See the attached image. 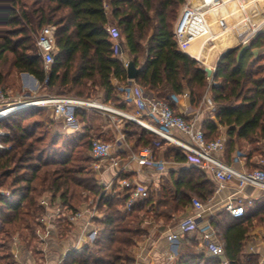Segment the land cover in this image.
<instances>
[{
    "label": "trees",
    "instance_id": "obj_1",
    "mask_svg": "<svg viewBox=\"0 0 264 264\" xmlns=\"http://www.w3.org/2000/svg\"><path fill=\"white\" fill-rule=\"evenodd\" d=\"M184 1L0 0V89L8 87L13 72L24 73L56 97L98 98L103 104L123 108L119 93L129 81L106 31L113 27L138 70L135 85L168 103L176 113L172 97L187 91L193 111L208 94L212 112L200 124L205 141L223 135L224 162L230 165L237 151L249 165L252 157L264 153V33L245 47L223 51L207 77L194 58L178 49L173 34ZM45 26L54 27L56 49L47 71L35 45L37 33ZM46 109L31 106L0 119V130L7 132L0 141L9 146L0 150V264H13L9 252L13 234L18 233L27 241L25 246L38 255L35 228L41 225L37 219L49 209L75 212L89 198L96 203L97 215L91 223L98 230L93 241L70 251L63 264H136L128 252L147 236L152 225L161 222L165 227L189 206L191 198L205 205L212 196L213 183L200 168L187 164L188 156L181 148L125 120L121 133L131 152L149 148L155 159L180 164L160 177L144 202L125 210L126 192H105L98 183L94 160L79 150L83 146L90 149L94 139L87 130L92 117L77 108L74 115L83 130L52 134L43 122ZM163 146L169 156L158 153ZM119 177L132 179L123 172ZM43 194H48L47 205L38 203ZM261 199L259 205L244 207L239 218L224 209L207 217L228 264H256V257L245 253L244 246L247 233L264 224V197ZM58 221L65 230L71 229L64 217ZM180 237L178 257L169 264H221L219 258L203 252L199 240L188 237L187 231Z\"/></svg>",
    "mask_w": 264,
    "mask_h": 264
},
{
    "label": "built area",
    "instance_id": "obj_2",
    "mask_svg": "<svg viewBox=\"0 0 264 264\" xmlns=\"http://www.w3.org/2000/svg\"><path fill=\"white\" fill-rule=\"evenodd\" d=\"M188 1L189 0H186V2L184 1L182 12L173 27V34L176 37V40L181 42H183L186 32L197 18L200 20L204 17V14L213 11L222 3L219 0H201L202 3L194 6ZM246 19L248 21L245 19L243 21H246L248 26L240 27L238 29L239 32L237 33L238 38L241 36V44L243 45L247 44L258 30L257 25L251 24L249 17H246ZM106 31L112 37L114 42L118 40L117 32L113 27H107ZM53 33V26H45L40 29L35 37L37 55L40 56L45 71H47L51 66L53 62V55L56 50ZM114 51L117 55H120L122 52V45L120 43H115ZM127 64L128 63L125 62L124 66L127 67ZM138 96V107L145 112V115L148 117V121L136 118L125 112L95 101L49 97L44 100L37 101V103H39L38 105L48 107L54 120L65 123L66 126L75 131L78 129V122L74 115V110L80 107L93 108L117 115L126 120H130L140 125L147 131L157 135L167 143L181 148L188 156L187 164L196 166L204 173L210 174L217 182L219 186L218 190H220L225 183L234 182L238 188L250 186L264 192V169L256 168L247 171L231 167L221 158L225 145L223 138H217L210 142H206L203 131L200 128L195 127L194 120H189L185 117L186 111H181L179 113L174 112L168 103L152 98L141 88L138 89ZM171 101L177 105L178 98L172 97ZM32 103L35 102H31L30 104ZM207 103L211 105L210 100H207ZM8 104L9 103H7L4 92L0 89V113L4 112L3 110L8 109L6 107ZM213 118L214 117H212V119ZM6 134L7 133L5 131L0 130V138ZM180 134L185 136V140L180 136L178 137ZM120 138L124 139V135H120ZM5 148L7 147L0 141V150ZM112 154L113 147L111 144L103 142L99 139H93L91 141L89 155L94 160L93 168L97 172L103 162L108 160L113 161ZM128 160L129 162H135L138 166L151 167L160 174L165 171L167 164L164 160L155 159L149 148H143L137 153H131ZM114 165H117V162H113V166ZM123 170H127V164L119 167V172ZM113 181L117 184V189L113 190L112 186L114 183H110L108 186H104V190L108 193H119L125 191L127 198L124 204L125 210L131 208V206L135 203L144 202L148 198L149 190L134 183L132 180L121 179L118 174L113 178ZM190 205L196 212L199 213H202L207 209L206 206L196 198H191ZM223 209L233 218H239L244 214L243 205L239 203L234 204L233 200L230 199H228V202L224 205ZM54 210L56 214L54 215L58 218L61 217V212L58 209ZM93 211L94 210H87L90 222L95 216L93 215ZM83 212L84 210L79 209L72 213L63 214L62 216L70 224H73L82 217ZM198 219L199 216L197 215H189L179 219L174 226L167 230V241L170 244L175 245L183 232L198 228ZM42 223L46 228L49 227V222L46 219H44ZM96 232L97 229L93 226L88 234L81 235L79 239L87 244L93 241ZM201 238L204 243L206 253L209 256L219 258L221 260V264H228V261L221 259L223 256L222 248L220 244L216 242L215 234L208 225L202 229ZM14 256L16 257V252ZM173 258L174 254L173 252H170L167 259L172 260ZM21 264H29V262L24 261V263ZM56 264H63V258L58 260Z\"/></svg>",
    "mask_w": 264,
    "mask_h": 264
},
{
    "label": "crops",
    "instance_id": "obj_3",
    "mask_svg": "<svg viewBox=\"0 0 264 264\" xmlns=\"http://www.w3.org/2000/svg\"><path fill=\"white\" fill-rule=\"evenodd\" d=\"M195 0H189L188 2L195 4ZM198 1V0H197ZM184 4V3H183ZM183 4L180 6V10L178 11L177 17L182 12ZM258 26V30L255 33V35L251 38H255L259 33H264V18L255 24ZM174 26V25H173ZM232 26V25H231ZM230 26V27H231ZM239 27L232 26V30L237 33L239 32ZM236 42L233 43L231 46L223 48L220 50L214 60L213 63L210 66H207L204 63V67H209L212 69V73L214 71V67L217 61L218 56L225 50L240 46V43L237 42L238 38L236 36ZM250 40V41H251ZM249 41V42H250ZM249 42L243 47L247 46ZM178 49L191 56L198 62H202L201 60L193 57L188 51H186L182 44L184 42L176 41ZM122 45V44H121ZM264 52V50H262ZM119 59H121L124 63L129 62L127 53L125 51V48L122 46V52L120 55H117ZM203 63V62H202ZM24 75V74H23ZM26 77L24 80L26 81V84H22L23 87L26 86H34V81L36 79L28 74H25ZM34 79V80H33ZM128 85L122 87V90L119 93V97L121 100L124 101V107L123 108H116L110 105L111 108H114L116 110L125 112L129 115H132L136 118H140L144 121H148V117L145 115V112L141 110L138 107L137 99H138V89H140L137 85H135L134 80H128ZM112 84L115 85L116 81L115 79L111 80ZM207 100H210L208 96L204 99V104H206V109L200 110H191L189 108V99H188V92L184 91L179 97L177 101V111H186L185 117L189 120H194L195 127L200 128V124L202 120H204L208 114H211L212 112V105H209L207 103ZM89 101H95L98 103H101L98 98H95L93 100ZM103 104V103H101ZM82 110H84L88 115L90 116H96L99 120H102V124H98L99 122H96L95 124H92V121L87 124V130L90 133L91 136L95 137V139H100L101 141H104L105 139L109 138V134H111L114 137V145L113 147V161H106L103 162L100 166L98 172H97V179L98 183L102 186H108L110 183H114L113 178L120 174L121 172L125 174H131L132 180L134 183L147 188L148 190L155 189L159 184V179L161 176L166 175L167 172L170 169H174L180 164L177 162H173L171 160H166L164 158H159L160 160L166 161V169L163 173H158L155 169L148 167V166H138L135 162H129L128 157L131 153L128 145L125 143L124 139L120 138V135H122L119 131V123L121 121V117L110 114L108 112L96 110L93 108H86V107H80ZM107 120V121H106ZM105 121V122H104ZM60 126L62 128V132L65 134L73 133L75 130L70 129L68 126H66L65 123L59 121ZM82 125L78 123V129L76 131H82ZM181 137L185 140V136L178 135V137ZM218 138H223L225 141V138L223 135H221ZM169 144V143H168ZM264 152V151H263ZM233 162L230 164L231 167L235 169L240 170H247L248 169H256V168H262L264 169V153L262 156H254L250 160L249 165H247L245 157L242 156L240 152L235 151L232 154ZM221 158L223 160V153L221 154ZM224 161V160H223ZM113 162H117V165L113 166ZM127 164V170H123L119 172V167L124 166ZM206 177L213 183L214 185V191L212 196L207 200L205 206L206 210L202 213L196 212L191 205L189 206L180 214L177 216H174L175 223L189 215H197L199 216L198 223L199 226L196 229L188 230L187 236L188 237H196L199 240V248L206 252L204 243L201 238V231L206 225H208L207 217L212 215L214 211L217 209H223L224 205L228 202V199L233 200L234 204H241L243 207H249L251 208L252 204L257 203L259 205L260 202H262L261 198L264 197V192L255 189L250 186H246L244 188H238L236 183L229 182L225 183L220 190H218V184L213 179V177L210 174L205 173ZM194 198V197H193ZM80 210H84L83 215L80 219L77 220V222L71 224L70 230H65V225L61 224V222L58 221L59 218H63V214H66L65 211L61 212V217H56L55 210H47L44 217L49 222V227L47 229H44V234L42 238L40 239V258L32 259V264H56L58 260L61 258H65L66 255L72 251V250H78L81 247L87 245L85 242L80 241V236L83 234H88V232L92 229L93 224L89 221V217L87 214L86 207H78ZM77 208V209H78ZM55 214V215H54ZM229 214V213H228ZM230 215V214H229ZM174 223V222H173ZM168 224L165 227H158V226H151L148 229V234L145 237V240L138 246V248L135 251V262L136 264H169L176 260L178 257V249L181 245V237L178 238L175 245L170 244L167 239V230L171 228L174 224ZM248 241L245 242V253L255 256L256 257V264H264V224L258 225L253 227L248 233ZM42 247V248H41ZM170 252H173L174 258L172 260L167 259V256ZM23 260L28 259L25 255H23ZM221 259L226 260L224 255L221 257ZM221 262V260H220Z\"/></svg>",
    "mask_w": 264,
    "mask_h": 264
},
{
    "label": "rangeland",
    "instance_id": "obj_4",
    "mask_svg": "<svg viewBox=\"0 0 264 264\" xmlns=\"http://www.w3.org/2000/svg\"><path fill=\"white\" fill-rule=\"evenodd\" d=\"M221 1L223 2V0H221ZM243 1H245V0H243ZM248 1H250V0H248ZM185 2H186V0H185ZM194 2H195V4H193L194 6L197 5V4L202 3L201 0H198V1L195 0ZM218 7H221V6H218ZM237 10H239V9L237 8ZM229 11H230V17L233 18V22L236 23L235 25H232V26H234V27H239V26H241V27H247L248 26V24H246L247 22L246 21H243V20L246 17L253 16L255 14V12H256V9H255V7H246L243 10V13L241 12V14H239L238 11L235 12V8H231ZM226 15H227V13H226ZM177 18H176V20H177ZM176 22L177 21H175L173 25H175ZM203 26L201 25V20H198V18H197L194 21V23H192V25L190 26L189 30L186 32L185 39H183V42L186 41L187 43H189V42L191 43L194 40L195 41L196 40H199V44L200 43H203V42L206 43L207 49L214 48V45L215 44L213 42V39L212 38L211 39L210 38L209 39L207 38V36L205 35L206 32H204ZM230 26H231V24L228 25L227 27H230ZM224 28H222L220 31L224 32ZM237 38H238V35H237ZM175 39H176V37H175ZM241 41H242V38H241V36H239L237 42L240 43V46H243V44H241ZM114 43H116V44L117 43H120V40H117ZM182 46H183V44H182ZM231 48H233V47H231ZM198 63L200 64L201 67L204 68V63H202V62H198ZM23 74L24 73H22V74L18 73L17 74L15 72H13L12 75H11V77H10V81L8 82V84H9L8 87L5 90H2L1 89L4 92V94H5V98L7 100V103H9L8 105H6L7 108H11L12 107L16 111H19V110H23V109H25L27 107L36 106V104H33V103L30 104V103L31 102L40 101L39 100L40 98L42 99V98L56 97L54 92H52L51 90H47L43 86L39 85L37 81H34L35 82L34 83V86H26V87H23L22 84L23 83L26 84V81L24 80V78L26 77V75L25 74L23 75ZM206 96L209 97V95L206 94L203 97L202 102L200 103L199 107L196 108V109H200V110L206 109V106H205L206 104H204V102H205L204 99H205ZM46 108L47 109L43 113V117H44L43 122H44L46 128L48 130H50L52 134H65V133L62 132V128L60 126L59 121L54 120L52 118L50 109L48 107H46ZM8 113H10V111H8L7 114ZM12 113H10V114H12ZM4 117H5V113H4ZM4 117H0V118H4ZM91 117H92V120H93L92 121V124H95L96 125V122H99L98 124H102L103 123L102 120H99L98 121V118L96 116H91ZM125 120L126 119L121 118V121L119 123V127L118 128H119L120 133H121V129L124 126ZM109 136L110 137L107 138V139H105L103 142H107V143H109V144H111L113 146L114 145V137L111 134H109ZM91 137L95 139V137H93V136H91ZM128 146H129V144H128ZM6 147H9V146L6 145ZM79 150L82 151V153H83L84 156H90L89 155V149L86 150L84 146L81 147ZM165 151H166L165 150V147L163 146L162 149H160L158 151V153L164 155L165 154ZM166 156H169V155H166ZM47 195L48 194L41 195L38 198V203H40L42 205H47L48 204V197H47ZM194 198H196V197H194ZM95 205H96V203H95L94 199L89 198V199L85 200L79 207L80 208L81 207H86V209L89 210V211L94 210L93 211V215H97V212L95 210ZM55 209H58L59 211H63L60 208H55ZM76 210H79V208L76 209ZM44 215L37 219V222H40L39 225H41V227L38 226V227L35 228L36 238L38 239V242L36 243V249H37V251H40V246H41L40 245L41 244L40 243V239L42 238V236L44 234L43 233L44 232V229H47L44 226V224L42 223L43 220L45 219ZM173 222L174 221H172V223ZM152 226H158V227H161V228L164 227L161 224V222H158V224H154ZM95 228L97 229V227H95ZM144 240H145V238L141 242H139L135 247H133V248H131L129 250L128 254H129V256L131 258H134L136 249L138 248V246L140 244H142V242ZM24 241L25 240H22L20 238V236L18 235V233L13 234L12 237H11V239H10V241H9V252H10V254L12 256L13 264H21V263H24V261L25 262H29V264H32V259L31 258H33V257H36V259L40 258V256H39L40 252H39L38 255H35L34 253H32L31 252L32 249L27 248L25 246V242H27V241H25V242ZM15 252H16V257L14 256L15 255ZM23 255H25L26 257H28L29 261L27 259L23 260L22 259V258H24ZM33 259H35V258H33Z\"/></svg>",
    "mask_w": 264,
    "mask_h": 264
},
{
    "label": "bare ground",
    "instance_id": "obj_5",
    "mask_svg": "<svg viewBox=\"0 0 264 264\" xmlns=\"http://www.w3.org/2000/svg\"><path fill=\"white\" fill-rule=\"evenodd\" d=\"M219 1L222 2L221 0ZM220 6L221 7H217L213 11L204 14V17L200 19L201 25L202 26L204 25L203 29H204V32H206L205 35L207 36L208 39L209 38L213 39V42L215 44L214 48L207 49L206 43L203 42L199 44V40H196V41L194 40L191 43L190 42L187 43L186 41H184L183 43V48L186 51H188L193 57L201 60L207 66H210L213 63V60L216 54L220 50L231 46L237 40L236 39L237 35L232 30V26L227 27L230 24L231 25L236 24L233 22V18L230 17L229 10L231 8H235V12L238 11V13L241 14V12L243 13V9H245L246 7H255L256 9L255 14L249 17V21L253 25L257 24L258 21L264 18V0H250V1L248 0H245V1L243 0H223ZM237 8L239 10H237ZM245 20L247 19L245 18ZM222 28H224V32L220 31ZM33 104L38 105L39 103L35 102ZM8 109L4 110L5 116L16 111L12 107L11 109L9 110ZM8 111H10V113L7 114ZM4 113L3 112L0 113V117H4Z\"/></svg>",
    "mask_w": 264,
    "mask_h": 264
},
{
    "label": "water",
    "instance_id": "obj_6",
    "mask_svg": "<svg viewBox=\"0 0 264 264\" xmlns=\"http://www.w3.org/2000/svg\"><path fill=\"white\" fill-rule=\"evenodd\" d=\"M204 71L207 75V77H210L212 74V69L209 67H204ZM127 72V78L128 80H134L136 78V75L138 73V70L133 66L132 62L129 61L126 67Z\"/></svg>",
    "mask_w": 264,
    "mask_h": 264
}]
</instances>
